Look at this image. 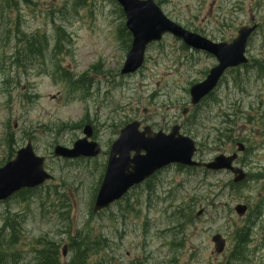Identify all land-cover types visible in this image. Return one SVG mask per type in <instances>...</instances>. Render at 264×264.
Segmentation results:
<instances>
[{
	"label": "rangeland",
	"instance_id": "1",
	"mask_svg": "<svg viewBox=\"0 0 264 264\" xmlns=\"http://www.w3.org/2000/svg\"><path fill=\"white\" fill-rule=\"evenodd\" d=\"M30 1L17 0L18 12L11 8L5 13L12 27L0 20V38L6 40L17 24L22 32H42L52 41L56 28L62 27L69 43L63 46L59 68L72 74L74 81L85 74L91 80L85 93L71 92L66 83L55 81L53 73L30 71L22 76L14 69L7 85L0 80V167L31 139L37 155L46 157L45 169L54 176L25 201L12 198L0 203V230L7 219L16 217L24 229L20 244L10 249L19 250L18 264H31L38 239L56 241L62 254L78 233L103 242L104 247L90 257L91 264H230L236 231L249 218L235 214L239 203L250 204L254 216L261 214L247 245V260L232 264H264L262 182L232 188L233 178L227 172L204 174L174 166L157 177L153 189L139 186L104 212H92L111 143L135 120L164 131L183 123L182 131L201 144L199 157L207 160L236 148L229 137L246 140L248 147H254L246 158L249 169L255 175L264 173L260 115L264 113V0L160 1L170 19L214 41H231L252 19L260 24L248 44L250 65L225 75L219 89L201 105L194 130L185 124L182 112L189 107L190 87L205 79L215 58L166 37L148 49L138 73L121 76L129 48L119 37L124 19L110 0L106 5L91 0L90 6L82 7H76L78 0ZM3 4L0 0V8ZM12 45L0 50V66H5L2 62H7ZM228 113L233 114L230 123L225 122ZM87 124L93 126V139L102 154L94 159L56 157L54 148H70L83 137ZM217 233L227 240L221 255L212 243ZM70 253L61 256L62 264L72 257Z\"/></svg>",
	"mask_w": 264,
	"mask_h": 264
},
{
	"label": "water",
	"instance_id": "2",
	"mask_svg": "<svg viewBox=\"0 0 264 264\" xmlns=\"http://www.w3.org/2000/svg\"><path fill=\"white\" fill-rule=\"evenodd\" d=\"M116 1L122 7L126 28L132 35L131 49L121 70L122 75L133 74L143 66L149 45L162 41L166 34L173 35L187 46L212 54L218 60V64L210 70L206 79L190 89L191 104L196 106L216 88L227 69L248 63L245 55L247 42L257 25L242 27L238 36L230 43H214L168 19L154 0ZM140 126L137 121L128 124L112 144L107 169L94 202V213L108 208L132 188L172 164L204 167L213 171L228 170L235 174V182L246 178L241 169L233 167L236 154L219 155L208 163L195 162V142L181 135L180 126H174L169 134L163 131L156 133L150 126L140 131ZM84 133L86 138L77 141L73 149L57 146L55 155L65 159L98 156L101 152L100 146L95 142H88V138L92 136L91 127H86ZM243 149L239 145L238 151ZM44 163L45 158L35 154L29 141L13 160L0 168V202L18 191L37 188L52 180L53 177L45 170ZM245 210L244 206L236 208L240 215ZM202 213L203 211L199 214ZM212 242L218 254L223 252L226 241L220 234L213 236Z\"/></svg>",
	"mask_w": 264,
	"mask_h": 264
},
{
	"label": "trees",
	"instance_id": "3",
	"mask_svg": "<svg viewBox=\"0 0 264 264\" xmlns=\"http://www.w3.org/2000/svg\"><path fill=\"white\" fill-rule=\"evenodd\" d=\"M5 5L7 6V9H0V17L7 12V10L14 8L11 6L16 5L14 2L13 4L8 2L7 0L4 1ZM16 9V8H15ZM119 14L120 17L123 19V13L122 10L119 8ZM9 18L2 19L3 23L6 25L8 24ZM11 21V20H10ZM11 26L12 24H8ZM15 26V32L13 36H7V39L2 41V45L8 46L11 42H13L15 39H17V42H15L12 46V53L9 57V65H15L18 67H24V63H26V71L31 69L36 65V67L39 69V73H48L44 66L41 64H44V60L47 56H49V59L54 60L52 62V65L48 68V71H55L53 73L56 77L61 79L63 82L67 83L69 87L72 88V90H79V88L85 86L84 85V77H80L79 80L74 81L72 79V76L70 74H67L65 70H62L59 68V64L57 61H55L54 55L56 53H60V50L62 49V45L68 40L67 35L65 31L62 28L57 29L56 38L53 44V48H50V41L48 40L46 35L41 34H33L31 36H26L27 34L22 33L20 31V26L17 24H14ZM120 37L122 38L123 42L129 46L131 42V36L129 32L124 27V24L122 23L119 28ZM8 44V45H7ZM49 59L46 60V63L49 61ZM0 72H5L2 70V66L0 67ZM4 75V77H3ZM0 77L4 80L6 79V76L4 73H0ZM10 141L8 143L11 144L12 136L9 137ZM9 144V146H10ZM194 170V169H192ZM153 181V180H152ZM152 181L148 182V185L152 183ZM149 189L151 187L149 186ZM37 192L34 190H23L19 193H17L13 198H19L22 201L27 200V196L29 197L30 194ZM182 213V212H180ZM185 217H188V215L184 214ZM16 217V216H15ZM8 230L9 233L6 232ZM23 228L21 227L20 223L17 220V217L15 220L13 219H7L5 221L4 228L0 230V264H18L20 259V253L19 250L10 252V249L13 247H16L20 244L21 235L23 233ZM5 231V234L3 232ZM246 231L241 232L237 235L236 238V250L234 253L235 258H240L241 256V250L243 247L247 245V239H246ZM78 237L71 238L70 248L72 252L74 253V257L68 264H91L89 262L91 256H95L100 249L104 247L103 242L99 241H90L89 237L81 236V233H78ZM38 245L39 247H36ZM35 245V248H33V251L35 252V259L34 264H60V252L58 248V244H55L54 242H46L45 244L39 243L37 241ZM93 264H100V262H96Z\"/></svg>",
	"mask_w": 264,
	"mask_h": 264
},
{
	"label": "flooded vegetation",
	"instance_id": "4",
	"mask_svg": "<svg viewBox=\"0 0 264 264\" xmlns=\"http://www.w3.org/2000/svg\"><path fill=\"white\" fill-rule=\"evenodd\" d=\"M189 114L191 115L192 113L190 112ZM189 114L184 119L186 125L189 124L190 121L195 120L194 117H189L190 116ZM225 118H226L225 121L230 119L231 118V113L226 114ZM247 121L249 122L250 118L247 119ZM234 139H236V138H234ZM239 143H241L242 145L245 146L242 152H237L236 149H232V150H229V152L224 153L226 155H231V154L237 153L238 156H237V159L235 161V165L240 167L241 169H243L245 172H247L249 174L248 179L245 182L240 183L238 185L241 186V185L247 184V183H255V182L259 183V182H262L263 183L262 188H264V173L263 174H259V175H255L254 172H253L254 170H250L249 169V162H248V159H246L248 157V155H251L254 152V150H252V148H249V147L247 148L246 140H243V141L239 142L238 139H237L233 145L237 146V144H239ZM199 149L200 148L198 147V153H199ZM199 159L204 160V161L207 160V158L204 157V156L199 157ZM228 174H231V173L229 172ZM229 186H233V183H229ZM246 206H247V214L250 217H254V214H253L254 211L251 208V205L250 204H246ZM257 208H258V210H260L259 206H257Z\"/></svg>",
	"mask_w": 264,
	"mask_h": 264
}]
</instances>
